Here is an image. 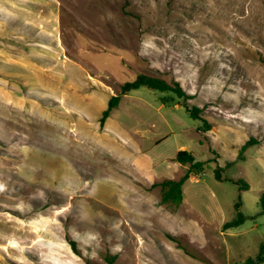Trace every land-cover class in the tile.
<instances>
[{
  "label": "rangeland",
  "instance_id": "rangeland-1",
  "mask_svg": "<svg viewBox=\"0 0 264 264\" xmlns=\"http://www.w3.org/2000/svg\"><path fill=\"white\" fill-rule=\"evenodd\" d=\"M141 72L190 98L141 87L102 127ZM184 149L209 162L162 204ZM263 191L264 0H0V264H242Z\"/></svg>",
  "mask_w": 264,
  "mask_h": 264
},
{
  "label": "trees",
  "instance_id": "trees-1",
  "mask_svg": "<svg viewBox=\"0 0 264 264\" xmlns=\"http://www.w3.org/2000/svg\"><path fill=\"white\" fill-rule=\"evenodd\" d=\"M141 87H147L151 90H156L160 92H171L176 95L178 98H190V96L186 93L182 85L179 81L172 79L171 81H167L166 79L155 76L152 74H148L145 72L138 73L136 77L131 81H126L121 85V89L119 94L112 96L107 104V107L103 110L102 116L100 118V125L103 127L105 121L109 118L113 109H115L120 102V99L123 95L128 94L133 90H137ZM186 111L189 116L193 119H201L200 113L201 109L199 107L193 106L188 107L185 105ZM205 123V122H204ZM206 124V123H205ZM253 140H248L240 149L239 156L241 158V154L246 150L248 146L252 144ZM175 160L181 165H189V167L183 172V174L177 179H163L159 182L153 183V186H160L161 188V198L160 202L162 204H170L174 206H178L183 202V185L184 183L192 176V175H200L203 173L205 165L209 161H197L192 154V152L188 150H179L176 154ZM232 162L228 163V166L231 165ZM223 169L217 167L214 171L215 178L217 180H230L233 183L239 184L241 190H245L249 188V184L242 180L234 181L232 179H226L221 176ZM241 201L240 199L236 202L235 208L237 210L236 217L224 224V228H232L236 227L246 220L245 215L241 212ZM259 204L262 209V213H264V191L261 193L259 198ZM72 249L77 252L76 244L74 241H70ZM264 263V241L260 245L259 251L254 258H248L242 264H263Z\"/></svg>",
  "mask_w": 264,
  "mask_h": 264
},
{
  "label": "crops",
  "instance_id": "crops-1",
  "mask_svg": "<svg viewBox=\"0 0 264 264\" xmlns=\"http://www.w3.org/2000/svg\"><path fill=\"white\" fill-rule=\"evenodd\" d=\"M181 166H183V165H181ZM191 177H192V176H191ZM191 177H190V178H191Z\"/></svg>",
  "mask_w": 264,
  "mask_h": 264
}]
</instances>
